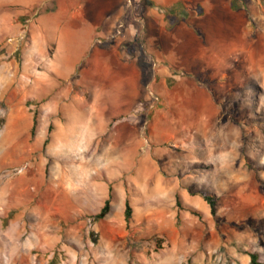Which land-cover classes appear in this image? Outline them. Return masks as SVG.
<instances>
[{"label":"rangeland","instance_id":"1","mask_svg":"<svg viewBox=\"0 0 264 264\" xmlns=\"http://www.w3.org/2000/svg\"><path fill=\"white\" fill-rule=\"evenodd\" d=\"M243 1L244 8L262 17L261 29L255 28L247 44L250 54L239 59L245 65L237 66L231 56L228 63L236 65L231 71L206 70L199 62L189 72L219 113L208 133L184 136L182 120L171 118L172 113L157 118L168 110L159 95L155 101L151 88L147 93L154 108L139 114L135 128L141 146H102L109 132L100 136L98 146H53L57 128L76 121L70 114L87 110L88 102L79 103L77 96L88 95L74 77L54 79L41 101L26 100L30 83L20 87L17 82V63L23 62V53L17 52V22L9 24L8 37L0 43V264H252V256L264 264V0ZM144 3L125 0L130 19ZM188 5L166 13L178 14ZM124 26V37L114 39L123 45L129 44ZM209 40L227 48L236 37L225 28L222 36ZM186 73L172 70L170 75L191 78ZM172 88L169 79L166 89ZM121 121H113L109 131ZM157 126L162 129L159 139ZM229 143L242 146L240 163L249 174L244 191L243 185L209 182L201 175L215 170L209 162L218 159L205 146ZM143 160L167 180L164 187L176 185L171 183L176 175L178 192L169 199L158 195L162 189L154 177L146 182L139 173ZM168 160L180 165L167 166ZM199 191L216 197L215 216L191 195ZM109 199V214L97 220ZM127 200L130 225L125 221Z\"/></svg>","mask_w":264,"mask_h":264},{"label":"crops","instance_id":"2","mask_svg":"<svg viewBox=\"0 0 264 264\" xmlns=\"http://www.w3.org/2000/svg\"><path fill=\"white\" fill-rule=\"evenodd\" d=\"M144 1V5L136 6L135 16L130 19L124 8L125 0H0V43L8 37L9 24L17 22V52L23 53V62L17 63V82L20 87L30 83L25 99L41 101L48 89L53 88L54 79L68 82L74 77L78 87L88 95V99L77 96L79 103L88 102L87 110L70 114L76 121L57 128L53 146H98L100 136L108 132L102 146H141L135 138V128L139 125V114L154 108L147 93L151 88L156 92L154 100L158 102L159 95L168 110L157 118H168L172 113L171 118L182 120L184 136L208 133L219 113L198 90L189 72L199 62H203L206 70L215 67L231 71L236 67L228 63L233 56L237 66H244L245 61L239 59L245 60L246 54H250L251 46L247 44L255 28L261 29L262 17L255 9L233 10V0ZM181 4H189L187 10L175 15L166 13ZM118 23L126 25L131 45L123 54V42L114 40ZM225 28L231 29L236 37L227 48L209 40L222 36ZM141 38L145 42L138 45ZM4 47L12 48L9 44ZM157 62L160 64L156 65ZM172 70L185 71L191 78H173ZM169 79L173 83L171 92L166 89ZM115 120L123 121L109 131ZM160 129L155 128V139L160 138ZM228 145L205 146L212 155L216 152L218 159L209 162L215 170L201 175L209 182L238 184L239 189L243 185L244 191L249 174L245 164L240 163L242 146ZM168 161L167 166L180 165L176 160ZM142 164L144 168L139 173L146 182L151 175L154 177L158 190L162 189L158 195L169 199L178 192L176 175L171 179L176 185L164 187L167 180L159 170L146 160ZM182 196L186 197L184 191ZM200 201L206 211L207 203Z\"/></svg>","mask_w":264,"mask_h":264},{"label":"trees","instance_id":"3","mask_svg":"<svg viewBox=\"0 0 264 264\" xmlns=\"http://www.w3.org/2000/svg\"><path fill=\"white\" fill-rule=\"evenodd\" d=\"M245 1L243 0H233L232 7L235 10H239L244 8ZM131 46L130 44L123 45V48H127ZM123 54V51H121ZM37 129V121L34 120V124L31 130V135L35 136ZM247 165H251L250 161H247ZM192 196H199L207 205L210 207L212 216H215L216 214V206H217V200L216 197L213 194H209L206 191H199V192H193L191 193ZM178 201V199H177ZM178 206L180 207V201H178ZM110 212V199L106 201L105 206L102 208L101 212L96 216L97 220H103L106 218V216ZM125 221L127 225H130L132 223V208L130 206L129 200L126 201V207H125ZM252 264H256V256L251 257Z\"/></svg>","mask_w":264,"mask_h":264},{"label":"built area","instance_id":"4","mask_svg":"<svg viewBox=\"0 0 264 264\" xmlns=\"http://www.w3.org/2000/svg\"><path fill=\"white\" fill-rule=\"evenodd\" d=\"M124 31H125L124 24L123 23H119V25L115 29L114 39H118V38L124 37Z\"/></svg>","mask_w":264,"mask_h":264},{"label":"bare ground","instance_id":"5","mask_svg":"<svg viewBox=\"0 0 264 264\" xmlns=\"http://www.w3.org/2000/svg\"><path fill=\"white\" fill-rule=\"evenodd\" d=\"M168 264H173L172 261H169Z\"/></svg>","mask_w":264,"mask_h":264}]
</instances>
